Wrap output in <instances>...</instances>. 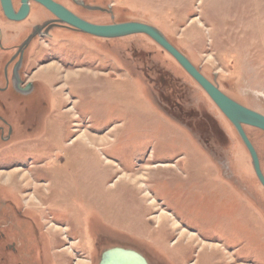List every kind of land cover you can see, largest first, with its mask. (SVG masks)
Instances as JSON below:
<instances>
[{
  "label": "rangeland",
  "instance_id": "rangeland-1",
  "mask_svg": "<svg viewBox=\"0 0 264 264\" xmlns=\"http://www.w3.org/2000/svg\"><path fill=\"white\" fill-rule=\"evenodd\" d=\"M61 1L97 25L155 27L225 95L264 114V0ZM52 48L29 58H59L36 77L48 95L38 128L1 158L4 182L28 187V206L41 181L49 230L84 238L85 264H99L96 244L149 264H264V194L250 155L177 61L145 35L70 33Z\"/></svg>",
  "mask_w": 264,
  "mask_h": 264
},
{
  "label": "flooded vegetation",
  "instance_id": "flooded-vegetation-1",
  "mask_svg": "<svg viewBox=\"0 0 264 264\" xmlns=\"http://www.w3.org/2000/svg\"><path fill=\"white\" fill-rule=\"evenodd\" d=\"M53 1L82 18L63 1ZM12 4L16 14H19L26 3L23 0H12ZM27 4L29 11L25 18L21 21H14L7 18L0 0V264H85L87 263V248H85L84 238L79 236L75 239L67 234L61 237L59 231L49 230L45 222L47 218L43 215V211L47 208L43 203V192L39 189L41 185L36 186L41 183L38 177L32 180L33 196L36 202L30 201L32 204L28 206L29 201L27 200L30 198L28 187L19 182L18 177L14 175L7 182H4V176H1V168H3L1 158L9 156L6 150L21 135L25 138L26 135L33 137L32 134L38 128L39 107L48 103L46 100L47 83L44 78H36L40 71L39 68L59 59L55 53L48 51L36 62L35 66H30L29 58L34 60L37 54L31 50L42 48V45L52 50L54 43L57 44L70 33H77V35L80 33L61 24L56 16L38 3L30 0ZM79 6L82 9L85 7L80 3ZM44 109L43 107L42 112ZM243 130L257 153L260 170L264 177V146L255 142V138L264 136V132L247 125H243ZM242 144L246 148L243 141ZM250 158L252 161L251 156ZM30 159L35 161V159ZM17 163L22 165L20 162L14 164ZM38 167L46 169V164H35V168ZM253 174L260 191L264 194V186L254 166ZM222 181L229 183L231 179L224 175ZM37 187L39 193L35 194ZM237 190L243 198L244 188L239 187ZM57 244L63 246L59 250L54 249ZM68 250L70 254L62 255ZM95 251L100 262L102 252L98 244H96ZM59 256H65L63 263ZM89 257L92 258V255Z\"/></svg>",
  "mask_w": 264,
  "mask_h": 264
},
{
  "label": "water",
  "instance_id": "water-1",
  "mask_svg": "<svg viewBox=\"0 0 264 264\" xmlns=\"http://www.w3.org/2000/svg\"><path fill=\"white\" fill-rule=\"evenodd\" d=\"M26 4L21 9L19 14H16L12 0H1V6L5 15L10 20L21 21L25 18L29 11L28 1L23 0ZM46 8L54 16L57 17L61 24H64L80 33L100 39H120L134 35L149 36L158 46L167 52L184 71L205 91L222 114L229 122L237 129V133L245 144L250 156L252 157L253 166L257 176L264 186V177L260 170L259 159L257 153L249 141L243 130V125L259 128L264 132V116L255 111H252L236 101L229 98L221 90L210 82L207 77L201 72L180 52L174 47L167 38L155 27L138 23L127 22L111 25H97L90 23L62 5L57 4L53 0H31ZM90 11L104 12L102 8L86 6ZM99 264H149L148 260L139 252L122 247H114L105 250Z\"/></svg>",
  "mask_w": 264,
  "mask_h": 264
}]
</instances>
